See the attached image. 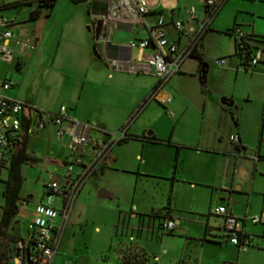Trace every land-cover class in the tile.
Wrapping results in <instances>:
<instances>
[{"label": "crops", "instance_id": "crops-1", "mask_svg": "<svg viewBox=\"0 0 264 264\" xmlns=\"http://www.w3.org/2000/svg\"><path fill=\"white\" fill-rule=\"evenodd\" d=\"M239 1L241 0H224L212 16V21L210 20L211 23L209 22L202 38L211 28L212 22L218 23L217 15L224 9L230 11L232 15L231 23L226 21L223 23L224 28L237 25L246 32L250 31L256 35L264 36L263 25V28L257 27L255 19V14L264 15V0ZM104 2L105 0H86L82 2L87 7L85 14L79 18V23L75 28L69 26L70 24L66 26V37L62 39L64 45L62 46L61 59L64 64L68 65V71L70 72L68 76L72 75L75 81L78 80V90L73 85L70 90V92H73L72 94L65 95L57 102L43 100L39 102L41 106L29 100H24V102L36 104V107L42 108L46 112L45 114L56 111L62 103L66 104L68 113L71 116L94 123L95 127L91 129L90 133L98 140H104L108 132L116 131L125 125L127 133L125 138L130 137V139L143 143L150 141L173 147L174 152L171 153V156H139V163L136 168L141 170V174L155 178L151 183L154 188L155 185L157 186V191H155L157 196L150 193L149 197L144 200V204L143 200L134 201L132 197L133 206L137 211L129 209L128 216H119L114 223L113 235L115 236L113 239L115 238L116 242L113 241L112 244H114L113 255L117 263L151 264L149 262L151 253L155 260L154 264H221L225 260L231 264H242L244 259H247L256 251L264 250V224L252 223L247 218L243 220V230L250 235V238L246 248L239 249L236 244L230 242L223 235L221 229L223 216L208 213V207L223 203L237 216L256 214L264 208V155L250 156L252 159L248 162L251 166L247 173L242 176L235 170V165L230 167L231 159H234L232 163H238L236 156H226L225 149L216 143L210 145L203 135L199 139L195 138L193 143H178L174 134L177 118L186 109L187 103L185 102L190 100L189 95L183 90L181 78L183 76H197L200 80L198 76L200 72L198 58L193 55L191 56L194 58H185L179 71L172 74L159 87H156L154 95L144 101V98L157 85L156 77L151 72L116 69L111 65V61L115 59L138 60L142 50L135 46H129L128 41L133 38L145 37L147 30L139 22L116 20L109 31H106L107 40L103 41L101 34L99 35L97 40L102 45L101 49L97 51L94 47L96 40L92 31L95 24L93 18L102 12ZM200 2H203V0H174V7L168 10L159 6L149 7L150 10L145 17L149 22H153L156 15L161 14L164 21V36L181 46L186 41L190 30L203 17L204 10L201 13L197 11V4ZM32 3L34 4L35 0ZM6 6L7 4L3 0V5L0 7L1 14ZM189 6H193L195 10L196 18L194 20L186 19L184 10ZM240 11L247 12L248 16L239 14ZM8 18L12 19L10 28L12 31V45L15 48L11 57L17 62L22 61L23 57H31L29 49H27L30 45L27 44L25 39L14 35L13 24L15 20L12 17ZM176 19L182 21L181 29H176L172 25V21ZM83 24H85V29L82 28ZM34 35L33 47L37 44L39 32ZM202 38L198 43L197 50L204 59L201 45ZM21 40L26 41V46L23 52H17L16 43ZM262 44L260 43V46ZM262 47L264 48V44ZM262 58L261 56L260 60ZM186 59H188L187 62H185ZM238 65L240 64L237 58L228 63V66L234 67L236 71H238ZM74 66H77V68H74ZM208 71L209 64L206 63L203 80H200L202 84L207 83ZM6 78L11 79L13 83L6 89L0 88V90L6 95L23 101V99H20L17 89L12 88L17 80L13 79L11 75L3 74L1 81ZM200 91H203L202 93L205 96L202 102L203 108L207 106V109L209 108L215 116H219V123L221 125L224 123L226 126L229 120L228 116L233 119L230 113V110L233 109V101L231 106H227L222 104L219 101L220 99L218 100V98H221L219 96L225 95V93L220 92L212 96L211 92H207L205 88ZM158 95L160 97H157ZM166 95H170V101L167 105H162L159 99ZM157 99L160 105L166 111L169 108L173 115H170L168 111L167 115L161 108L159 114L162 118L161 126L156 127L154 123L144 125V109L150 103L156 104ZM173 110L175 111L173 112ZM46 124L42 130L46 128ZM216 127L219 128V126ZM148 128L151 130L148 131ZM144 130L147 131L145 135ZM235 130L239 138L238 144L235 146L243 148L241 132L238 128ZM217 134L216 136H218ZM22 136H24L26 146L28 135L22 133ZM112 145L102 161L107 164V167L100 171L101 162L84 179L78 193L90 176L95 175L97 172L102 175L110 169H117V167H113L112 163L117 156L110 155ZM182 145H189L197 154L204 152L217 156H181L180 148ZM84 158L86 159L87 156H84ZM67 160L53 157L50 162L56 166L63 165V169L61 172H49L46 178L52 175L60 177L65 182ZM141 163H144V167H141ZM76 166L79 168L78 165ZM21 172L24 175L25 170L22 168ZM102 192L107 196L110 194L106 190ZM26 202L25 199L24 204ZM164 205H169L170 210L167 215L173 217L175 221L173 230L168 232H162L159 229L161 216L151 213V210ZM32 210L30 214H32ZM70 210L67 219L61 226L53 255V260L58 264H71L74 259L67 253H61L60 250L67 248L64 243L61 246V239L66 226L71 222ZM17 215H19L18 207H16V213L11 219L6 224L0 225L3 231V233H0L1 264H28L26 255L19 256L20 252L16 251V247L21 242L24 248L30 246L28 242L31 229L30 221L25 229V235L24 233H10L7 229L13 219H18L15 218ZM59 222L60 218L57 217L56 223L59 224ZM94 229L98 230V226L95 225ZM155 247H157L156 251ZM126 252L143 253L145 259L140 263L124 261L121 256Z\"/></svg>", "mask_w": 264, "mask_h": 264}, {"label": "rangeland", "instance_id": "rangeland-1", "mask_svg": "<svg viewBox=\"0 0 264 264\" xmlns=\"http://www.w3.org/2000/svg\"><path fill=\"white\" fill-rule=\"evenodd\" d=\"M4 1L7 6L2 10V14L14 18L13 33L18 38L27 41V44L30 45L27 49H29L31 57H23V60L18 62L13 57L4 60L0 58V83L3 74L11 75L13 79L17 80L12 88L17 89L20 99L33 101L36 104L43 100L57 102L65 95L73 93L70 92L73 85L78 90V80L75 81L72 75L68 76L70 74L68 65L64 64L61 59L62 46L64 45L62 39L66 37L68 24L73 28L78 25L79 18L85 14L86 5L73 0H55L50 10L40 7L39 13L33 18H29V12L37 6L36 3L16 4L20 0ZM145 3L148 7L159 6L165 10L175 5L174 0H145ZM203 5V2L197 4L198 12L203 11ZM239 14L248 16V13H243V11H240ZM255 16L256 26L263 28L264 15L255 14ZM217 18L218 23L212 22L211 28L201 40L203 61L209 64L207 83L202 84L197 76L181 78L183 90L189 95L190 100L185 102L187 107L177 118L174 134L178 143H193L195 138L199 139L203 135L210 145L216 143L225 149L226 156H236L238 163H232L234 159H231L230 167L235 165V170L243 176L251 166L248 162L252 159L250 156L264 155V51L263 58L259 59L252 69L244 70L241 65H238V71H236L234 67L228 66V63L235 60L236 57L232 55L233 38L225 32L223 23L225 21L231 23L232 15L230 11L224 9L219 12ZM82 28L85 29V24ZM38 32L39 38L33 47L34 34ZM25 40H22V52L26 46ZM216 56L226 58L225 66H218L212 62ZM204 88L207 89V92H211L212 96L223 92L225 95L219 97L232 99L233 115L237 122L228 116L227 125L225 126L224 123L221 125L219 116H215L209 108L207 109V106L203 108L202 102L205 96L200 90ZM230 94L231 96H229ZM36 104L31 105L36 106ZM161 108L168 115L158 99L156 104L150 103L144 109V125L154 123L156 127L161 126L162 118L159 115ZM237 128L241 132L243 148L236 147L229 140V135L235 133ZM150 130L148 128V131ZM146 133L147 131L144 130V135ZM189 145L181 146V156H217L204 152L197 154ZM112 146L110 155L117 156L112 162L113 167H117V169H110L102 175L97 172L90 176L71 207L69 214L71 222L66 226L61 239V246L64 243L67 248L60 249L61 253H67L74 258H72L73 263L71 264H120L117 263L113 255L114 244L112 242H116L115 238L113 239L115 236L113 235L114 223L119 216H128L129 209L137 211L133 206L132 197L134 201L143 200L144 204L148 195L150 193L155 195V191H157V186L155 185L154 188L151 183L155 178L145 176L141 174V170H137L139 156H171V153L174 152L173 147L150 141L143 143L130 139V137L117 141ZM26 150L36 159L22 164L25 173L19 192L22 199L17 205L19 215L15 216L18 219H13L7 228L10 233H24V235L32 216L30 211L35 203L40 199L48 200L46 196H42V180L49 172H61L63 169V165L56 166L50 160L53 157L69 159V151L63 140L56 136L55 127L51 121L47 122L46 128L42 131L39 130L28 135ZM86 154L89 157L90 153ZM141 167H144V163H141ZM77 168L76 165H73L74 170ZM5 174L6 170L0 174V216L4 202L2 179ZM100 188L109 192L110 196H97ZM25 199L27 202L24 204ZM55 199H58L57 196ZM95 225L98 226V230L94 229ZM149 262L155 263L151 253ZM242 264H264V250L256 251L244 259Z\"/></svg>", "mask_w": 264, "mask_h": 264}, {"label": "built area", "instance_id": "built-area-1", "mask_svg": "<svg viewBox=\"0 0 264 264\" xmlns=\"http://www.w3.org/2000/svg\"><path fill=\"white\" fill-rule=\"evenodd\" d=\"M223 0H203L207 11L197 22L196 26L188 33L186 41L179 46L164 36V21L161 14H157L153 22L146 19L150 8L145 0H105L104 11L93 18H101V39H106V31L116 20L139 22L147 30V35L141 38H133L128 41L129 46H135L142 50L138 60L111 61L116 69L128 71L151 72L157 79L159 87L172 74L179 71L182 61L197 50L198 43L208 27V24ZM3 0H0V7ZM186 19L196 18L193 6L184 10ZM12 19L0 13V58L8 59L13 55L15 48L12 45ZM182 21L176 19L172 25L181 29ZM237 36H244L245 32L239 27L234 28ZM23 41L16 43V51L22 52ZM262 48L254 49L249 62L255 64L261 57ZM218 66H225L226 60L223 56H216L212 60ZM13 81L6 78L1 81L0 88L6 89ZM155 90L150 94L153 96ZM162 105H167L170 95L159 99ZM170 115L172 111L167 108ZM46 112L30 103L16 99L4 94L0 90V173L5 169L8 156L20 143L21 134L35 133L44 128L46 121H51L55 127V134L63 140L69 151V159L66 163L65 179L49 175L43 182V195L48 200L37 201L32 210L30 219L31 229L29 232V247L24 248L22 242L17 245L16 251L19 256L26 255L28 264H58L53 260L57 246L60 229L68 217L72 203L81 187L84 179L90 175L95 168L104 160L111 145L127 136L125 125L113 132H108L104 140H98L91 135L90 131L95 127L90 121H82L68 113V107L62 103L54 112ZM231 142L236 143V133L230 134ZM90 153L89 157L86 154ZM84 156H87L85 159ZM73 165L79 168L74 170ZM57 196V200L55 197ZM208 213L223 216L221 229L223 235L239 249H245L249 244L250 235L243 230V220L249 219L252 223L264 224V208L252 215L237 216L233 214L226 204L218 203L208 207ZM60 218L59 224L56 218ZM174 218L162 215L159 221V229L162 232L173 230ZM17 254V255H18ZM221 264H231L223 261Z\"/></svg>", "mask_w": 264, "mask_h": 264}, {"label": "trees", "instance_id": "trees-1", "mask_svg": "<svg viewBox=\"0 0 264 264\" xmlns=\"http://www.w3.org/2000/svg\"><path fill=\"white\" fill-rule=\"evenodd\" d=\"M32 1H34V0H20V1L16 2V4H21V3L22 4H24V3L31 4ZM73 1L84 2L86 0H73ZM54 2H55V0H35V3L37 6L30 10L29 18L35 17L39 13L40 7H46L48 10H50L51 7L53 6ZM221 4H220V6H221ZM103 5L105 6V2ZM203 10H204V12L207 11V9L205 7ZM103 11H104V7H103L102 12ZM236 27H238V26L233 25V26H230L228 28H225V32L230 34L233 38L232 55H234L237 58L238 63L242 66V68L244 70L252 69L256 65V63L259 61L260 58L257 60V62L255 64H250L249 59H250L254 49H256V47H261L260 43H264V36L256 35L250 31L246 32L244 30H243L245 32L244 36H242V37L237 36L233 31L234 28H236ZM261 48H262V53H263L264 48L263 47H261ZM191 55L197 57L199 60L200 72H199L198 76H199L200 80H203V72L205 71L206 62L203 61V58H202V56L198 50H194L191 53ZM261 56H262V54H261ZM156 87H157V85L154 86V88L151 90L150 94L152 93V91L155 90ZM150 94L146 98H144V101H146L148 99V97L149 98L151 97ZM233 112H234V110L231 109L230 113L233 117L234 122H236V117L233 115ZM237 136H238V134H237ZM21 138H22L20 140L21 142L11 152L10 156H8L7 164L5 165L6 174H5V177L2 179L4 182V188L2 191L3 197H4V202L2 205L0 225L6 224L11 219V217L16 213V207L20 203V200L22 199L20 196V193H19L21 183L23 180V175L21 172L22 164L27 162V161L36 159L35 156H33L27 152L26 146H25L24 136H22ZM125 139L126 138H123L120 141L125 140ZM233 144L237 145L238 141L236 143H233ZM101 164L102 165H100V167H99L100 171L103 168L107 167V164H104V162H102ZM169 210H170L169 205H164L162 207L156 208L155 210L154 209L151 210V213L153 215L162 216V215H167ZM0 233H3L1 228H0ZM1 254H2V251H0V255ZM121 257L124 261L138 262V263L144 261V259H145L144 254L138 253V252H133V253L126 252V253L122 254Z\"/></svg>", "mask_w": 264, "mask_h": 264}, {"label": "water", "instance_id": "water-1", "mask_svg": "<svg viewBox=\"0 0 264 264\" xmlns=\"http://www.w3.org/2000/svg\"><path fill=\"white\" fill-rule=\"evenodd\" d=\"M101 18H96L95 19V24L93 26V37L96 40L94 47L96 48L97 51H99L101 49V43L97 40L99 38L100 35V31H101ZM222 104H225L227 106H231L232 105V100L230 98L227 97H221L219 100ZM102 191H104L102 188L98 190L97 192V196L102 197V196H107V194H104Z\"/></svg>", "mask_w": 264, "mask_h": 264}]
</instances>
